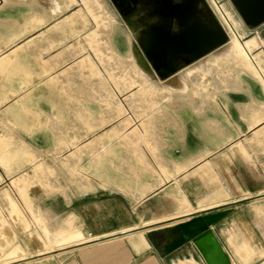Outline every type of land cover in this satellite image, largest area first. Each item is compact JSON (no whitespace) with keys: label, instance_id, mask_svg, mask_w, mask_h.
<instances>
[{"label":"crops","instance_id":"crops-1","mask_svg":"<svg viewBox=\"0 0 264 264\" xmlns=\"http://www.w3.org/2000/svg\"><path fill=\"white\" fill-rule=\"evenodd\" d=\"M71 10L75 15L69 16ZM61 18L52 38L15 48L17 40ZM91 20L96 29L85 41L92 54L66 69L64 78L52 77L81 49L73 47L53 59L44 53L76 36L75 24L85 28ZM115 31V19L101 0H0V105L8 98L7 80L51 77L52 120L56 126L73 124L56 150L71 149L69 157L76 160L81 151L86 159L89 152L94 158L90 176L86 162L80 164L77 174L84 177L76 190L65 178L55 181L47 173L39 180L36 173L16 180L26 182L16 186V194L0 193V264H207L192 244L165 255L155 230L129 231L166 221L173 225L186 215L219 207L229 212L213 230L232 263L264 264V85L234 74L241 80L238 85L207 83V95L199 97L187 82L193 76L197 84L207 81L205 69L214 66L209 59L223 52V64L233 71L260 67L258 41L235 35L228 50L207 56L204 66L189 71L184 82L190 91H172L163 98L165 92L149 79L153 68L144 54L136 62L129 46L127 51L118 46L121 53L113 48ZM34 107L8 108L7 113L14 111L10 123L33 130L45 113ZM87 132L94 135L84 142L89 150L77 143ZM37 157L28 146L14 148L10 137L0 135V165L10 173ZM121 233L127 234L35 258Z\"/></svg>","mask_w":264,"mask_h":264},{"label":"rangeland","instance_id":"rangeland-1","mask_svg":"<svg viewBox=\"0 0 264 264\" xmlns=\"http://www.w3.org/2000/svg\"><path fill=\"white\" fill-rule=\"evenodd\" d=\"M203 1L207 5L210 4L209 6L211 7L213 15L222 23L226 31L229 33V42L226 45L220 47L218 50L201 57L199 60H196L192 63H187V61H185L184 65L179 66L177 71L168 76H165V74H159L157 72H154L153 70L148 73L149 79L156 85V87L160 89L161 92H165V94L162 96L163 98L171 97L170 94L172 93V91H190L188 85L184 82L187 81L185 78H187L186 76H188L189 71L194 69L196 66H204L201 64L206 62L205 58L207 56L215 52L218 53L228 50L230 48L229 45L235 38V35L243 36V41H247L250 39H256L258 41L256 53H263L262 58L260 59V67L257 66V68L256 66L251 64L252 66L250 67L238 68V72L236 70L233 71V68H230L226 64H223V60H225L223 55L225 52L219 53L216 54L214 58H211V60L209 59V61L213 60L214 66H209V68L205 69L209 72L208 80L203 83L202 80H200L197 84L196 81H193V76L191 80L188 79L187 81L189 82L188 84L190 85V89L196 90L198 92V96L203 97L206 96L208 92L206 89L207 83L228 82L231 84V86H236L239 82H241L239 77H237L241 76L239 74H245L248 76V79H256L264 85V24L255 29L249 28L242 20L239 12L236 10L231 0ZM101 2L102 4H104L109 14H111L115 19L116 31L110 36V43L113 45V48L117 52H119L118 46L123 49L129 46L135 52V61L140 62L141 57L139 54H142L140 42H144L147 38V30L145 29H147L150 23L146 24V20L149 19V8L153 5L152 0H134V6L129 10L123 8L119 10L112 0H101ZM200 3L201 5H203V2ZM151 8H153V6ZM124 10L127 12L124 13ZM83 11L79 12L83 13ZM75 12L76 10H71L69 12L70 15H68H75ZM66 16H63L62 18ZM156 17L157 14H153L150 19H154ZM62 18L54 20L50 25L40 26L37 32L36 30H34L33 32L29 33L26 36V39H23V42H19L17 40L15 42V48L18 47V45H20L21 43L22 45H25L26 43L28 44L29 42L38 44V42L43 39L52 38L54 33L57 34L55 28L60 27L59 24H61L60 22H62ZM75 26L76 30L78 31L76 36L69 37V39L65 41L53 44L49 47L48 52L44 53V56L46 58L53 59L57 57L58 54L66 52L73 47H75V49H78L80 47L81 49V52L77 56L68 61H65L62 65L54 69L51 72L52 77L64 78L66 69H68L75 63L80 62L82 58L92 54L88 44L85 41V37L96 29L95 23L91 20L87 22L85 28L81 23H77L75 24ZM175 29L176 31H178L179 26H176ZM15 48H13V50ZM84 74L85 76H89L90 72L85 71ZM234 74L237 76H235ZM50 78L51 77L40 74L38 76H35L31 82H25L19 77L12 79V81L7 80L6 82H4V84L9 87L6 90L8 93V98H6V100H4L0 105V117L2 116V123H0V135L2 134V136L6 135L10 137V139L13 141L14 148L28 146L36 155H38V157L35 161L24 162L18 168H15L11 173L7 171L3 165H0V193H2V195L16 194L15 190L17 189L16 186H18V184H20V186L26 185V182L24 183L22 181L20 183H17L16 180L20 181L24 180L25 178L31 179L33 176H36V173H39V180L47 178V173L51 177H53L55 181H62V179L65 178L69 181L68 182L67 180H65L66 182H68L67 184L71 186L72 190L77 189L79 178L84 177V175H78V172H80V164H83V166H85L86 162L87 168H83V170L85 169L89 176L93 173V170H91L90 166V164L94 160V158H92L91 156L92 153L89 152L86 159V157L84 156L85 151H81L79 153L80 158L76 160L69 157L71 156L73 150L64 148L62 151L56 150L59 145V138L63 137L64 131L69 129V127L67 126L73 127V124H71V122L70 125L67 124V126L62 125V122L58 123V126L54 124V121L52 120V118L54 117V105L52 104V101L49 100L51 97L50 88L48 87ZM178 83L179 85H177ZM174 85L179 87L178 90L173 88ZM125 96L127 95L125 94L123 97ZM90 103L95 105L96 109H100L99 104L95 102ZM22 104L35 106L34 109L37 112H41L40 108H43L45 110V113H42L41 116L42 123H40L39 125H35V127L31 131H29L26 127L17 124L13 125L10 123L11 121H13L12 113L14 111H8L7 113V109L10 107L19 109ZM49 124H51L52 126H49ZM109 125H111V123ZM106 127H108V125L101 128L103 129ZM90 132H87L86 135H84L83 133L79 135V141H77V143H83L82 149H90L88 148V146H85L84 143L87 139H94L93 133ZM69 133H71L72 136L75 135V133L72 131ZM87 144L89 145L91 144V142L88 141ZM48 164L50 166H48ZM36 166H40V168ZM37 169L38 171L36 172ZM26 218L29 219V217ZM24 241L30 242V240H25V238ZM52 250L53 249H51L50 252Z\"/></svg>","mask_w":264,"mask_h":264},{"label":"water","instance_id":"water-1","mask_svg":"<svg viewBox=\"0 0 264 264\" xmlns=\"http://www.w3.org/2000/svg\"><path fill=\"white\" fill-rule=\"evenodd\" d=\"M112 1L119 10L122 8L129 10L134 6V0ZM200 2H203L204 6H201ZM231 2L249 28L255 29L264 24V0H231ZM152 3L154 9L150 5V15H163L166 21L168 20L167 23L164 21L163 24L153 27L147 37V43L140 42L142 53L155 72L168 76L177 71L181 58L186 57L187 63H192L229 42V33L213 15L211 7L203 0H152ZM170 19L172 21L169 23ZM173 23L179 26L178 31L173 30ZM228 212L226 207H219L186 215L177 219L180 223L173 225L171 223L175 221H166L129 232L155 230L154 235L158 236L160 249L165 255L186 244H192L207 264H233L213 230ZM125 234L127 233L88 241L68 249L41 254L35 258L57 255Z\"/></svg>","mask_w":264,"mask_h":264},{"label":"flooded vegetation","instance_id":"flooded-vegetation-1","mask_svg":"<svg viewBox=\"0 0 264 264\" xmlns=\"http://www.w3.org/2000/svg\"><path fill=\"white\" fill-rule=\"evenodd\" d=\"M210 5V4H209ZM208 5V6H209ZM201 6H204V5H201ZM152 9H154V8H152ZM155 15V14H154ZM152 16L150 15V17H149V19H147L146 20V24H148V23H150L149 25H148V27H147V29H145V30H147V37H148V35H149V33H150V31H152V29H153V27H155V26H158V25H160V24H163L164 23V21H165V23H167V21H166V18L165 17H163V15H158L157 14V17L156 18H154V19H150ZM172 20L170 19V21H169V23L171 22ZM151 22H153V23H151ZM177 24V23H176ZM175 23H173V30H176L175 28H176V26H178V25H176ZM148 38H146L145 39V43H147L148 41ZM187 58L186 57H183L178 63H179V66H182V65H184V63H185V61H187L186 60Z\"/></svg>","mask_w":264,"mask_h":264},{"label":"bare ground","instance_id":"bare-ground-1","mask_svg":"<svg viewBox=\"0 0 264 264\" xmlns=\"http://www.w3.org/2000/svg\"><path fill=\"white\" fill-rule=\"evenodd\" d=\"M8 264H14V263H8Z\"/></svg>","mask_w":264,"mask_h":264}]
</instances>
